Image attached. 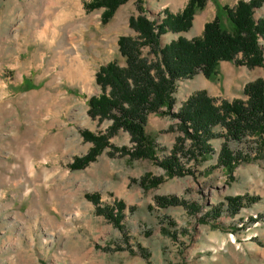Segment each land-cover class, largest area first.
Listing matches in <instances>:
<instances>
[{"label":"rangeland","instance_id":"obj_1","mask_svg":"<svg viewBox=\"0 0 264 264\" xmlns=\"http://www.w3.org/2000/svg\"><path fill=\"white\" fill-rule=\"evenodd\" d=\"M166 1L129 0L102 23L104 9L84 7L91 0H0V264H264V147L232 172L218 168L224 129L217 127L212 151L191 156L192 141L171 113L199 88L196 80L177 84L170 115H148L151 159L131 156L136 144L119 131L95 161L69 167L93 146L83 133L104 135L111 125L88 114V100L101 93L98 69L125 66L117 41L136 36L129 19L141 8L160 23L156 10ZM253 17L264 18V4ZM177 38L163 35L160 46ZM219 66L212 81L224 94L217 105L244 100L243 87L264 79L261 68ZM172 154L187 174L166 175L160 162ZM144 177L160 183L143 189ZM93 194L97 205L87 199ZM244 195L259 201L234 216L225 207L211 215L226 198ZM167 196L188 209L158 208L155 200ZM118 202L123 230L97 212Z\"/></svg>","mask_w":264,"mask_h":264},{"label":"trees","instance_id":"obj_2","mask_svg":"<svg viewBox=\"0 0 264 264\" xmlns=\"http://www.w3.org/2000/svg\"><path fill=\"white\" fill-rule=\"evenodd\" d=\"M128 1L91 0L84 7L89 11L104 9L101 19L105 23ZM205 4L206 0H188L180 13L172 15L164 11L160 23L149 21L141 8L140 15L129 19L128 25L136 36H121L117 41L118 52L125 66L121 67L116 62L101 66L95 75L101 93L88 100L89 116L100 121L109 119L111 125L104 135L83 133V138L93 146L86 155L74 159L69 166L71 170L83 169L95 161L109 146V139L119 131L127 132L136 144L131 156L151 159L154 143L145 133L147 117L150 114L170 115L174 105L173 95L180 81L192 79L198 74L215 80L221 62L264 71V48L260 44V40H264V18L255 21L253 17L254 11L262 7L264 0H241L233 9L218 8L215 19L205 24L201 37L187 40L178 36L169 44L160 46L161 36L188 32L194 15L203 10ZM140 6L141 2H138L137 7ZM242 94L244 100H222L217 105L216 99L209 97L205 91H198L189 96L179 111L171 113V117L179 121L183 136L191 140L193 150L198 151L194 154L189 149L191 156L203 158L212 151L208 142L217 136L214 132L217 127L224 129L223 135L219 136L223 144L217 158L218 168L232 172L236 165L250 161L252 154L263 149L264 79L247 83ZM231 143L237 145L238 149L233 150ZM113 150L116 151L115 148ZM119 151L126 153L122 148ZM160 166L170 177L188 173L174 154L165 157ZM159 183L160 180H150L148 177L139 181L143 189ZM96 197L93 194L87 199L97 205ZM258 201V197L249 195L229 197L211 215L219 217L221 209L225 207L228 214L234 216ZM155 204L160 209L180 206L188 209L184 201L174 196L158 197ZM123 210L124 205L118 202L114 207L106 206L97 212L123 230L120 226Z\"/></svg>","mask_w":264,"mask_h":264},{"label":"crops","instance_id":"obj_3","mask_svg":"<svg viewBox=\"0 0 264 264\" xmlns=\"http://www.w3.org/2000/svg\"><path fill=\"white\" fill-rule=\"evenodd\" d=\"M239 1L241 0H206L204 9L198 11L194 15L191 29L188 32L178 33L175 35H177V37L183 36L187 40H192L201 37L205 24L215 19L218 8L219 10L225 7L233 9L235 8V6ZM187 2L188 0H167L166 2L158 6L156 10V14L162 16L164 11H167L168 13L175 15L177 13H180L185 8ZM223 65L224 66L228 65V63H221L219 67H223ZM195 80L198 81L199 88H197L196 90H190L191 92L187 95V97L197 91H205L209 97L214 98L216 100H220L222 94H224L223 85L218 84L217 81L207 80L201 74H198L194 76L192 79H190V81L192 82ZM218 82L221 83L222 81L218 80ZM230 82H231L230 80L228 84L227 81L225 82L227 86L226 88L227 90H229L232 87V85H230ZM178 90L179 89H177V91Z\"/></svg>","mask_w":264,"mask_h":264},{"label":"bare ground","instance_id":"obj_4","mask_svg":"<svg viewBox=\"0 0 264 264\" xmlns=\"http://www.w3.org/2000/svg\"><path fill=\"white\" fill-rule=\"evenodd\" d=\"M50 2H51V0H49ZM48 12L47 13H45V14H43L44 16H47V17H49V16H51L52 15V12L49 10V8H47L46 9Z\"/></svg>","mask_w":264,"mask_h":264}]
</instances>
